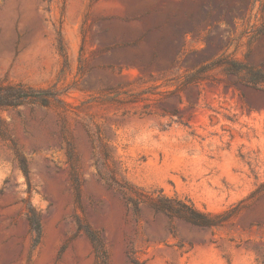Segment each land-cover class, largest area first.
Instances as JSON below:
<instances>
[{
	"label": "rangeland",
	"instance_id": "rangeland-1",
	"mask_svg": "<svg viewBox=\"0 0 264 264\" xmlns=\"http://www.w3.org/2000/svg\"><path fill=\"white\" fill-rule=\"evenodd\" d=\"M0 83V264H264V0H0Z\"/></svg>",
	"mask_w": 264,
	"mask_h": 264
},
{
	"label": "trees",
	"instance_id": "trees-1",
	"mask_svg": "<svg viewBox=\"0 0 264 264\" xmlns=\"http://www.w3.org/2000/svg\"><path fill=\"white\" fill-rule=\"evenodd\" d=\"M208 17H205L207 19ZM204 19V20H205ZM222 17H218L221 20ZM188 28L194 27L191 20L187 24ZM238 61H233L227 65L228 72H238L236 66ZM61 93L56 88H35L22 83H0V108L19 107L24 105H32L38 107H52L56 103L64 104L65 102L60 98ZM77 198L80 199V187L76 185ZM184 210L167 207L165 210L175 212L180 218L193 223L194 225L214 228L220 225L218 220L220 216L204 213L197 210L194 206L182 205ZM27 219L32 232L36 235V242L40 241L42 236V219L41 214L31 205L27 209ZM87 234L92 242L97 264L107 263V252L101 237L91 229L87 230Z\"/></svg>",
	"mask_w": 264,
	"mask_h": 264
}]
</instances>
